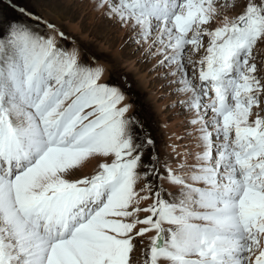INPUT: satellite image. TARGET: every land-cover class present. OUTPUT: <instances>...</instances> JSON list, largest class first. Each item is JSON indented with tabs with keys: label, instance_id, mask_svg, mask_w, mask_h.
<instances>
[{
	"label": "snow or ice",
	"instance_id": "snow-or-ice-1",
	"mask_svg": "<svg viewBox=\"0 0 264 264\" xmlns=\"http://www.w3.org/2000/svg\"><path fill=\"white\" fill-rule=\"evenodd\" d=\"M90 2L191 130L162 154L72 32L0 0V264H138L152 232L143 264H264V0Z\"/></svg>",
	"mask_w": 264,
	"mask_h": 264
},
{
	"label": "rangeland",
	"instance_id": "rangeland-1",
	"mask_svg": "<svg viewBox=\"0 0 264 264\" xmlns=\"http://www.w3.org/2000/svg\"><path fill=\"white\" fill-rule=\"evenodd\" d=\"M66 1L69 6L64 4ZM235 2V8L230 10V12H234V15L242 12L247 0H235ZM256 2L259 3L260 0H256ZM18 6L26 7L47 17L55 21L66 32L73 33L80 46L104 65L106 69L104 81L118 84L124 90L128 98L127 102L133 105L132 114L143 124V129H136L137 133L139 135L150 133L162 154L166 151L167 138L165 134L167 130L179 131L181 136L185 135V129L191 130V126L187 124V117L190 113H187L181 105L170 103L162 111L158 110V102L154 101L153 94L165 88V86L161 88L163 85L162 76L157 73L152 79L149 78L148 84L141 82L139 73L143 74L147 71L152 75L154 73V71H150L152 64L147 59L139 58L141 49L129 43L130 32L127 29L104 16L101 17L102 20H97V12H94V5L90 0H18ZM2 8L10 15H19L6 3L2 5ZM87 17L90 19L85 20ZM21 18L23 19V17ZM74 25L79 27V31H74L71 28ZM207 39L205 37V43H207ZM258 50L261 51L262 58H264V44H258ZM128 61H136L138 70L129 69ZM159 97L164 99L163 96ZM185 141L189 143L188 140ZM145 162H147V156H145ZM74 175H80V172H76ZM154 234L152 232L143 237V243L137 240L138 264H143L147 258L146 255H141V250L148 248L150 245L148 237Z\"/></svg>",
	"mask_w": 264,
	"mask_h": 264
},
{
	"label": "bare ground",
	"instance_id": "bare-ground-1",
	"mask_svg": "<svg viewBox=\"0 0 264 264\" xmlns=\"http://www.w3.org/2000/svg\"><path fill=\"white\" fill-rule=\"evenodd\" d=\"M84 1V0H82ZM92 3V2H91ZM64 4L66 6H69V3L66 1L64 2ZM94 5V4H93ZM93 10L94 12H97L95 10V5L93 6ZM231 14L234 15V12H231ZM103 15L99 12L96 13V18L97 20H102V17ZM91 17V16H89ZM89 17H87L85 20H88L90 19ZM72 29H74V31H79V27L77 25H74V26H71ZM139 58H142V59H145L144 57V54H143V51L142 49L139 51ZM198 58V57H197ZM147 61V60H145ZM136 61H128L127 62V67L131 70H138V67H136ZM158 72L157 71H154V73L151 74H148V72L146 71L145 73L143 74H140L139 73V79L141 80L142 83L144 84H148L149 82V78L152 79L153 76L155 74H157ZM159 75V74H158ZM152 76V77H151ZM161 76V75H160ZM161 78V77H160ZM162 81H163V85L161 88H163L165 86V88L161 91L159 90L157 93L153 94V99L155 102H158L157 104V108L158 110L162 111L164 108L167 107L168 104L170 103H173V104H178V103H175L176 101L178 100H181V99H185V94H181V93H174L173 92V88L176 87V85H168L165 78L162 76ZM159 96H163L164 99H161ZM180 105V104H179ZM166 131V130H165ZM173 133H178L179 134V131H169L167 130L166 131V138H167V145L170 143V138L172 137ZM186 142V141H185ZM187 143V142H186ZM167 150V149H166ZM95 161H92L90 162L88 165H86V167L83 169V171L85 173H89L92 171V169L94 168L95 166ZM155 235V234H154Z\"/></svg>",
	"mask_w": 264,
	"mask_h": 264
}]
</instances>
